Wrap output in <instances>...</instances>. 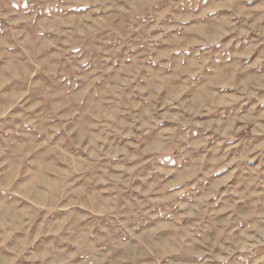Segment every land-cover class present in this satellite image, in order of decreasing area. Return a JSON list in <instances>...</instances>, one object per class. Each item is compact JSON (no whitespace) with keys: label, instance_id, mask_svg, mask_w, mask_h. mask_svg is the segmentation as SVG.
Wrapping results in <instances>:
<instances>
[{"label":"rangeland","instance_id":"obj_1","mask_svg":"<svg viewBox=\"0 0 264 264\" xmlns=\"http://www.w3.org/2000/svg\"><path fill=\"white\" fill-rule=\"evenodd\" d=\"M0 264H264V0H0Z\"/></svg>","mask_w":264,"mask_h":264}]
</instances>
